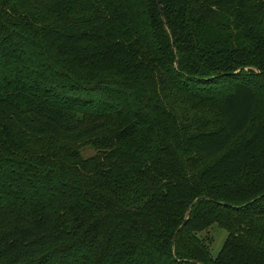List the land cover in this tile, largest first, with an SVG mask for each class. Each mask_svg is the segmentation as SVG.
I'll use <instances>...</instances> for the list:
<instances>
[{
  "label": "trees",
  "instance_id": "1",
  "mask_svg": "<svg viewBox=\"0 0 264 264\" xmlns=\"http://www.w3.org/2000/svg\"><path fill=\"white\" fill-rule=\"evenodd\" d=\"M158 1L0 0V264H264V0Z\"/></svg>",
  "mask_w": 264,
  "mask_h": 264
},
{
  "label": "rangeland",
  "instance_id": "2",
  "mask_svg": "<svg viewBox=\"0 0 264 264\" xmlns=\"http://www.w3.org/2000/svg\"><path fill=\"white\" fill-rule=\"evenodd\" d=\"M81 153L85 158H88L95 154V150L90 146H84ZM199 237L207 241L212 256L217 257L228 237V232L218 225H213L209 230L199 234Z\"/></svg>",
  "mask_w": 264,
  "mask_h": 264
},
{
  "label": "water",
  "instance_id": "3",
  "mask_svg": "<svg viewBox=\"0 0 264 264\" xmlns=\"http://www.w3.org/2000/svg\"><path fill=\"white\" fill-rule=\"evenodd\" d=\"M156 3H157V6H158V9H159V12H160L161 16L163 17L162 8H161V6H160L159 1L156 0ZM228 75H231V73H229ZM200 200H203V198H202V199H198L197 201H200ZM197 201H196V202H197ZM196 202H195V203H196ZM187 222H188V219H185V221L183 222L182 227H184V226L187 224ZM182 227H181V228H182ZM176 236H177V234L175 235L174 240H175Z\"/></svg>",
  "mask_w": 264,
  "mask_h": 264
}]
</instances>
